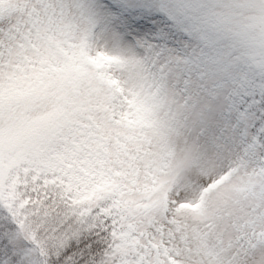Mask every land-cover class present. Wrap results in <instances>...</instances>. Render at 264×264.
I'll return each instance as SVG.
<instances>
[{
	"label": "snow or ice",
	"instance_id": "1",
	"mask_svg": "<svg viewBox=\"0 0 264 264\" xmlns=\"http://www.w3.org/2000/svg\"><path fill=\"white\" fill-rule=\"evenodd\" d=\"M0 264H264V0H0Z\"/></svg>",
	"mask_w": 264,
	"mask_h": 264
}]
</instances>
